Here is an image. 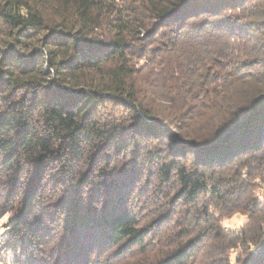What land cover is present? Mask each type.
Returning a JSON list of instances; mask_svg holds the SVG:
<instances>
[{
  "label": "trees",
  "instance_id": "1",
  "mask_svg": "<svg viewBox=\"0 0 264 264\" xmlns=\"http://www.w3.org/2000/svg\"><path fill=\"white\" fill-rule=\"evenodd\" d=\"M263 187L264 0H0L12 264H264Z\"/></svg>",
  "mask_w": 264,
  "mask_h": 264
},
{
  "label": "rangeland",
  "instance_id": "2",
  "mask_svg": "<svg viewBox=\"0 0 264 264\" xmlns=\"http://www.w3.org/2000/svg\"><path fill=\"white\" fill-rule=\"evenodd\" d=\"M260 194H264V187L258 191ZM11 217V213H0V264H12L9 259V255L4 253V244L8 239V221ZM245 220V217L235 214L229 218L224 219L223 223L228 228H239ZM5 260L6 263L2 261Z\"/></svg>",
  "mask_w": 264,
  "mask_h": 264
}]
</instances>
